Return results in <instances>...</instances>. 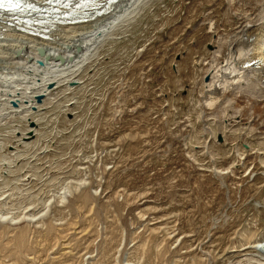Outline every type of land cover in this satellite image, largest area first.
Returning a JSON list of instances; mask_svg holds the SVG:
<instances>
[{
	"label": "rangeland",
	"instance_id": "rangeland-1",
	"mask_svg": "<svg viewBox=\"0 0 264 264\" xmlns=\"http://www.w3.org/2000/svg\"><path fill=\"white\" fill-rule=\"evenodd\" d=\"M257 2L149 0L80 82L0 119V264H255L264 93L242 74L203 101Z\"/></svg>",
	"mask_w": 264,
	"mask_h": 264
},
{
	"label": "bare ground",
	"instance_id": "bare-ground-1",
	"mask_svg": "<svg viewBox=\"0 0 264 264\" xmlns=\"http://www.w3.org/2000/svg\"><path fill=\"white\" fill-rule=\"evenodd\" d=\"M148 1L115 0L102 13L94 16L89 13L87 19L60 23L52 20L28 22L0 12V119L10 114L29 116L42 101H36V94L44 98L58 85L71 86L80 82L77 77L80 70L97 54L101 45L114 37L116 30L123 27L127 19H133L134 13ZM260 1V8L258 2L251 5V14L237 33L244 32L252 37L254 27L264 28V0ZM239 36L237 34L227 44L222 63L207 69L211 75L206 79L211 83H204L203 102L207 105L214 104L213 100L218 93H223L228 83L233 87L231 83L242 81V74L256 81L264 93V32L256 36L255 41L245 35L244 43V39L240 40L242 46L237 42L240 38L236 40ZM254 58H258L257 64L248 65L247 62ZM251 248L255 251L254 263L264 264V240Z\"/></svg>",
	"mask_w": 264,
	"mask_h": 264
},
{
	"label": "snow or ice",
	"instance_id": "snow-or-ice-1",
	"mask_svg": "<svg viewBox=\"0 0 264 264\" xmlns=\"http://www.w3.org/2000/svg\"><path fill=\"white\" fill-rule=\"evenodd\" d=\"M6 7L24 10V8H31L33 5L28 0H0V8Z\"/></svg>",
	"mask_w": 264,
	"mask_h": 264
},
{
	"label": "water",
	"instance_id": "water-1",
	"mask_svg": "<svg viewBox=\"0 0 264 264\" xmlns=\"http://www.w3.org/2000/svg\"><path fill=\"white\" fill-rule=\"evenodd\" d=\"M258 61H259L258 58L251 59V60L248 62V65H250V64L256 65V63H257ZM207 77H208V76H205V78H207ZM50 86H51V85H50ZM35 99H36L37 102H40V101L42 100V95H41V94H36V95H35ZM33 124H34L33 121H30V125L32 126ZM32 135H33V131H30V132L28 133V135L25 136V138L30 137V136H32Z\"/></svg>",
	"mask_w": 264,
	"mask_h": 264
}]
</instances>
